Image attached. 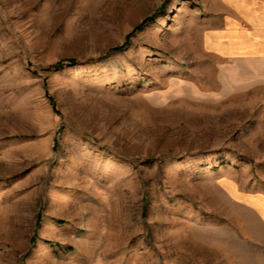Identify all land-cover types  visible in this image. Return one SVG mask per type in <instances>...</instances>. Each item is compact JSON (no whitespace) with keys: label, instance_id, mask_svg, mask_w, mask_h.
<instances>
[{"label":"rangeland","instance_id":"374dc122","mask_svg":"<svg viewBox=\"0 0 264 264\" xmlns=\"http://www.w3.org/2000/svg\"><path fill=\"white\" fill-rule=\"evenodd\" d=\"M233 1L0 0V264H264Z\"/></svg>","mask_w":264,"mask_h":264},{"label":"crops","instance_id":"0c3cea01","mask_svg":"<svg viewBox=\"0 0 264 264\" xmlns=\"http://www.w3.org/2000/svg\"><path fill=\"white\" fill-rule=\"evenodd\" d=\"M212 43L234 63L236 92L264 86V0H234Z\"/></svg>","mask_w":264,"mask_h":264},{"label":"trees","instance_id":"16d2710c","mask_svg":"<svg viewBox=\"0 0 264 264\" xmlns=\"http://www.w3.org/2000/svg\"><path fill=\"white\" fill-rule=\"evenodd\" d=\"M150 22H152V18L146 19L140 26L136 28V30L143 29L145 26H147ZM41 217L38 218V225H40Z\"/></svg>","mask_w":264,"mask_h":264}]
</instances>
